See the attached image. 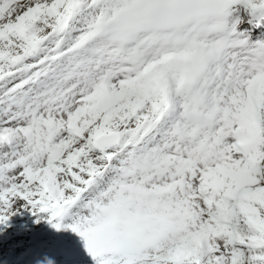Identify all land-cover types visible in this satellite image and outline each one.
<instances>
[{"label": "snow or ice", "instance_id": "6c2138e0", "mask_svg": "<svg viewBox=\"0 0 264 264\" xmlns=\"http://www.w3.org/2000/svg\"><path fill=\"white\" fill-rule=\"evenodd\" d=\"M69 261L264 264V0H0V264Z\"/></svg>", "mask_w": 264, "mask_h": 264}, {"label": "rangeland", "instance_id": "374dc122", "mask_svg": "<svg viewBox=\"0 0 264 264\" xmlns=\"http://www.w3.org/2000/svg\"><path fill=\"white\" fill-rule=\"evenodd\" d=\"M52 254H57V250L55 249V248H52V249H50L49 250ZM79 252V249H78V246H73V253H74V255L76 254V253H78ZM82 255V254H81ZM61 259H63V257H60ZM69 264H70V261H69Z\"/></svg>", "mask_w": 264, "mask_h": 264}]
</instances>
